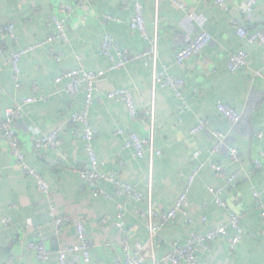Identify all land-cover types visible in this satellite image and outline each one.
<instances>
[{
    "label": "crops",
    "instance_id": "1",
    "mask_svg": "<svg viewBox=\"0 0 264 264\" xmlns=\"http://www.w3.org/2000/svg\"><path fill=\"white\" fill-rule=\"evenodd\" d=\"M139 1L148 33L153 34L158 21V69L167 65L168 73L182 79L183 95L188 110L179 114V100L168 89L151 90V69L141 63L129 65L118 71L104 73L96 85L94 102L88 117L96 131L94 147L102 171L116 175L122 181L135 186L144 196L151 190L156 205L163 210L173 207L187 177L197 163L204 168L195 179L189 194L188 216L177 215L174 222L161 231L155 246L157 258L163 257L168 248L166 242L183 244L190 232L205 234L217 226L226 224V212L217 207L207 192L208 186L223 185L207 164V152L215 140L212 133L225 136L226 147L235 148L241 155V166L232 163L227 150H222L213 160L230 172H238L234 189L226 190L223 198L230 209L239 215L243 240L234 250L228 247L227 236L213 241L209 250L197 256L198 264H264V222L259 216L251 195V189L264 188V50L248 46L236 35L241 25L239 11L248 0H225L228 12L216 7L210 0H177L178 5L154 0H96L88 5L83 0H0V28L13 23L17 43L5 39V53L0 56V120L5 110L27 97H42L44 102L26 105L23 116L14 122L26 163L49 184L50 195L45 198L35 185L16 167L7 143L0 133V218L6 217L8 227L0 225V264H57L58 247L76 243L73 227L63 230L58 239L53 237V227L48 213L52 203L58 214L79 219L94 243L89 264H113V256L106 250L105 242L118 241L111 222L99 225V220L116 213V204L122 199L94 198L90 189L79 179L77 171L86 163L85 145L80 129L68 124L70 116L81 111L84 93L75 99L56 85L54 79L62 72L83 68L86 71H105L109 65L100 54L103 35L115 39L122 50L135 54L143 52L147 43L137 32L129 29L134 15V3ZM61 6H69L71 13L60 12ZM51 16L65 21L68 42L54 41L51 47H41L26 54L20 61V84L15 89L11 81L8 55L43 41L54 29L49 25ZM110 17V20L104 19ZM248 31L264 27V0H256L252 20L245 25ZM206 31L210 44L197 57L174 64L177 51L194 35ZM49 48L62 54L60 63L50 59ZM247 54L246 65L235 73L227 68L228 56L237 50ZM255 71L263 77L253 75ZM116 89L131 91L137 106V118L132 120L124 104L107 100L105 95ZM221 101L241 115V121L232 125L221 119L215 104ZM199 121H206L208 129L198 135L190 130ZM66 123L57 150H33L32 129L47 134L56 126ZM123 131L118 134L117 131ZM128 133H136L143 139L154 140L161 151L152 163L148 159H135L132 152L123 149ZM257 133L262 137L258 138ZM199 152L195 161L192 155ZM258 161L259 167H253ZM148 185H150L148 189ZM111 193V188L103 186ZM264 204V192L261 196ZM145 202H127L123 223L126 231L135 234L141 243L147 240V229L137 213L145 209ZM202 217L206 222H202ZM35 228L41 229L44 244L53 253L47 262H38L33 253L19 244L37 240ZM75 264H82L79 256H72Z\"/></svg>",
    "mask_w": 264,
    "mask_h": 264
},
{
    "label": "built area",
    "instance_id": "2",
    "mask_svg": "<svg viewBox=\"0 0 264 264\" xmlns=\"http://www.w3.org/2000/svg\"><path fill=\"white\" fill-rule=\"evenodd\" d=\"M88 5L93 4L96 0H83ZM155 3L167 1L178 5L183 9L182 5L177 0H154ZM216 7L228 12V6L225 0H210ZM256 5V0H248L243 7L239 8L242 15V24L236 27V35L243 39L248 46L260 47L264 50V27L261 30L248 31L246 24L251 22L253 9ZM134 15L129 23V29L137 32L140 37L147 43L148 47L140 53L131 54L122 50L115 39L108 34L103 35L100 44V54L105 57L109 63L105 71H86L83 68L72 69L60 73L55 79L56 85H62L63 91L71 99H75L81 92L84 93V102L81 111L76 112L68 119V124H72L80 129V135L85 145L86 163L84 167L77 171L79 179L90 189L94 198H103L106 200H114L115 197L122 199V203L116 204V213L113 215L104 216L99 220V225H104L111 222L117 232L118 241L105 242L106 250L113 256V264H198L197 256L201 252L209 250L210 244L221 238L227 236V231L230 229L233 234L228 238V247L230 251H234L243 240V231L241 228V220L239 215L234 213L227 205L223 198L226 190H231L236 187L238 172H230L222 165L214 162L213 158L222 150L226 149L228 157L232 163L239 166L243 164L240 153L231 147H226L225 136L220 132H213L214 144L207 152V164L212 169L215 178L222 182L223 185L214 187L208 186L207 192L212 197L214 204L223 209L227 214L226 224L217 226L213 230L205 234H197L190 232L183 244L175 241L166 242L168 252L161 258H157L155 254L156 242L163 229L168 227L175 221L177 215L184 217L186 225L193 223L188 216L189 194L193 187L196 177L204 168V163H197L193 168L191 174L187 177L181 193L178 195L173 207L169 210L160 209L153 200L151 190L148 185V193L144 196L135 186H132L114 174L105 173L102 171V163L99 162L96 150L94 147V140L96 131L92 129L89 122V111L93 106L94 94L97 91L96 85L104 73L122 70L129 65L141 63L151 69V90L154 93L159 89L170 90L179 100V114L188 110L183 95L184 83L182 79L173 77L168 73L169 67L167 65L160 66L158 69V21L154 22L153 34L148 33L145 25L142 4L137 1L133 6ZM60 12L68 15L71 13L69 6H61ZM110 20V17H104ZM49 25L53 27V33L45 38L43 41L32 44L26 48L11 52L8 55V63L10 65L11 81L15 89L21 87L20 84V61L23 56L41 47H51L54 41H61L67 43V35L65 32V21L56 16H51ZM15 26L13 23L7 24L0 28V56L4 51L3 42L5 39L17 43L15 36ZM211 36L206 31H200L189 40L185 46L176 52L174 57V64L182 66L187 60L197 57L210 44ZM48 55L51 60L60 63L62 54L54 53L50 48ZM247 54L243 50H237L230 53L227 61V68L230 73H235L246 65ZM256 77H263V74L255 71L253 73ZM3 90L0 88V97L3 96ZM107 100L117 99L121 101L128 115L132 120L137 118V106L134 103L133 95L128 89H116L105 95ZM42 97H27L20 103H16L13 107L5 110L3 119L0 120V133L3 135L10 155L15 160L16 167L20 169L27 178L34 179L37 191L45 198H49L50 187L49 184L41 177L34 169H32L25 161L24 153L21 149V144L14 127V122L23 116V110L26 105L36 102H44ZM215 111L217 115L232 125H237L241 121V115L236 112L229 105L218 101L215 104ZM67 124L63 123L56 126L50 133L44 134L37 129H32L33 135V150L39 152L45 149L57 150L60 144V136L63 134ZM208 129L206 121H199L190 130V135L195 136L200 132ZM118 134H123V131H117ZM258 138L262 137L261 133H257ZM123 149L130 150L135 159H148L150 163L156 157L161 155V151L156 148L154 140H146L139 137L136 133H128L127 140L122 146ZM200 153L195 152L192 155V160L196 161ZM253 167L258 168V161H253ZM1 178V174H0ZM107 185L111 188V193L106 191L103 187ZM264 192L255 188L251 189V195L255 206L259 211V216L264 222V204L261 196ZM145 202V209L140 210L137 215L143 222L147 229V240L141 243L135 238V234L126 231L123 223L125 214V204L127 202ZM48 213L51 218V225L53 227V237L58 239L63 230L67 227H73L76 237V243L72 245H64L58 247L55 252L57 264H75L72 256H79L82 264H89L91 262V250L94 247L92 239L89 237L84 223L79 219H71L70 217L58 214L56 207L49 203ZM202 222H206V218L202 217ZM10 219L6 217L0 218V225L3 227L10 226ZM37 240L34 243L24 244L26 249L33 253L38 262H47L53 255L49 249L45 247L44 239L42 238L41 229L35 228ZM8 264H13L12 259H9Z\"/></svg>",
    "mask_w": 264,
    "mask_h": 264
}]
</instances>
